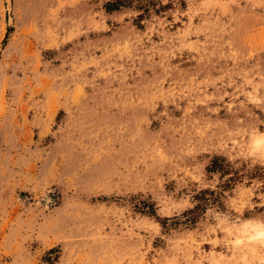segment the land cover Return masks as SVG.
<instances>
[{"label":"rangeland","instance_id":"1","mask_svg":"<svg viewBox=\"0 0 264 264\" xmlns=\"http://www.w3.org/2000/svg\"><path fill=\"white\" fill-rule=\"evenodd\" d=\"M263 134L264 0H0V264H264Z\"/></svg>","mask_w":264,"mask_h":264},{"label":"clouds","instance_id":"2","mask_svg":"<svg viewBox=\"0 0 264 264\" xmlns=\"http://www.w3.org/2000/svg\"><path fill=\"white\" fill-rule=\"evenodd\" d=\"M253 149L254 151L264 152V137L254 142ZM261 235H264V233H261Z\"/></svg>","mask_w":264,"mask_h":264},{"label":"bare ground","instance_id":"3","mask_svg":"<svg viewBox=\"0 0 264 264\" xmlns=\"http://www.w3.org/2000/svg\"><path fill=\"white\" fill-rule=\"evenodd\" d=\"M258 136V135H257ZM261 137H264V134L263 135H261V136H258V137H256V139H254L255 141H257V140H259ZM254 141V142H255ZM254 142H253V144H254ZM256 152V151H255ZM261 233H264V227L263 226H260L259 227V229H258V231H257V234H258V236H261V237H264V235H261ZM255 237V236H254ZM242 240V239H241ZM263 263H264V261H263Z\"/></svg>","mask_w":264,"mask_h":264}]
</instances>
